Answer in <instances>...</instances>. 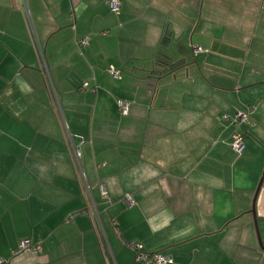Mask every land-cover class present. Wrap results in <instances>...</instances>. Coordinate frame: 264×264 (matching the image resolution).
<instances>
[{
    "label": "crops",
    "instance_id": "obj_1",
    "mask_svg": "<svg viewBox=\"0 0 264 264\" xmlns=\"http://www.w3.org/2000/svg\"><path fill=\"white\" fill-rule=\"evenodd\" d=\"M109 1L28 0L45 77L0 0V264H264V0Z\"/></svg>",
    "mask_w": 264,
    "mask_h": 264
},
{
    "label": "built area",
    "instance_id": "obj_2",
    "mask_svg": "<svg viewBox=\"0 0 264 264\" xmlns=\"http://www.w3.org/2000/svg\"><path fill=\"white\" fill-rule=\"evenodd\" d=\"M18 9L20 10L24 24L26 26V29L29 34L30 42L33 46V49L36 53L39 68L42 71L43 75L45 77H48V66L45 60L44 56V49L41 47L37 40V34L35 30L34 20L32 17V13L29 7L28 0H15ZM109 5L113 11H118L119 9V0H110ZM78 43L81 45H85L88 43V38L83 37L80 40H78ZM204 48H202L199 45L193 46V52H199L203 51ZM107 73L111 75L112 78L118 79L121 76V69L115 67L114 65L110 64L106 68ZM90 88L91 90H95V85L89 86L88 82L85 81L81 85V89H87ZM54 100H57L56 94H53ZM117 104L122 113H125L128 109V103L124 102L121 99H117ZM254 111V106L251 104H245L243 108H240L236 110L232 114H222L221 119L224 121H228L233 125L232 133H231V147L240 154L243 151L244 148V125L249 122V118L252 115ZM65 132H67L68 135H71L69 132L67 126L64 124ZM79 140V142H81ZM70 147V153L72 160L75 165L80 166L81 164V150L79 148V145H75L71 143L69 145ZM100 193L101 196L107 201L110 202L108 198V193L106 190V187L103 184H100ZM126 202L130 205L134 203L133 198L130 195H127L125 197ZM116 228V226H115ZM117 229V228H116ZM127 246H129L133 251L135 255V259L141 261L143 264H168L171 261V258L169 256L163 255L159 251H149L145 250L142 246V244L138 241H126L125 242ZM27 248H34V249H40V242H33L31 237H24L21 238L18 241V244L16 248L13 250V254L18 253L24 249ZM3 261V258H0V262Z\"/></svg>",
    "mask_w": 264,
    "mask_h": 264
},
{
    "label": "water",
    "instance_id": "obj_3",
    "mask_svg": "<svg viewBox=\"0 0 264 264\" xmlns=\"http://www.w3.org/2000/svg\"><path fill=\"white\" fill-rule=\"evenodd\" d=\"M260 184H261V180L259 181V184H258V186H257V188H256V194H255V196L257 195V192H258V190H259ZM252 212H253V214H254V205H252ZM254 220H255V219H254ZM255 226H256V232H257V234H258V228H257L256 221H255ZM258 240H259V244H260V246H261L262 248H264V244H262L259 234H258Z\"/></svg>",
    "mask_w": 264,
    "mask_h": 264
}]
</instances>
